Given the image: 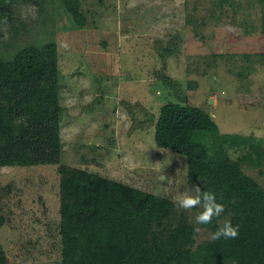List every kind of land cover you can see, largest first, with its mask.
Masks as SVG:
<instances>
[{
  "label": "rangeland",
  "instance_id": "1",
  "mask_svg": "<svg viewBox=\"0 0 264 264\" xmlns=\"http://www.w3.org/2000/svg\"><path fill=\"white\" fill-rule=\"evenodd\" d=\"M80 1L82 27L58 0L19 2L0 25L5 55L56 41L60 163L174 200L198 184L184 155L155 144L163 103L201 107L220 132L264 129V0ZM57 166H0V264H61ZM241 168L264 188V162ZM200 211H184L196 242L210 236Z\"/></svg>",
  "mask_w": 264,
  "mask_h": 264
},
{
  "label": "trees",
  "instance_id": "2",
  "mask_svg": "<svg viewBox=\"0 0 264 264\" xmlns=\"http://www.w3.org/2000/svg\"><path fill=\"white\" fill-rule=\"evenodd\" d=\"M29 1L0 0V25L13 27L14 7ZM58 2L73 24H85L80 0ZM59 111L53 37L0 53V166L58 165L61 264H264V188L241 168L244 161L264 162V139L220 132L194 104L160 106L155 144L184 155L187 180L225 205L202 226L211 236L225 220L239 225L235 239L196 242L195 225L170 197L60 163ZM235 148L240 152L232 158L229 149Z\"/></svg>",
  "mask_w": 264,
  "mask_h": 264
},
{
  "label": "clouds",
  "instance_id": "3",
  "mask_svg": "<svg viewBox=\"0 0 264 264\" xmlns=\"http://www.w3.org/2000/svg\"><path fill=\"white\" fill-rule=\"evenodd\" d=\"M67 48V44L63 45ZM244 135H252L257 140L264 139V129L243 130ZM162 178V177H161ZM174 204L177 210L191 211L194 208H200L201 211L195 215V222L198 225L210 224L214 217L220 216L225 211V205L219 202L214 192L202 191L199 186L185 191L182 195L174 198ZM200 231L199 228L196 229ZM239 236V225H233L229 220H225L210 236L213 241L223 239H235Z\"/></svg>",
  "mask_w": 264,
  "mask_h": 264
}]
</instances>
